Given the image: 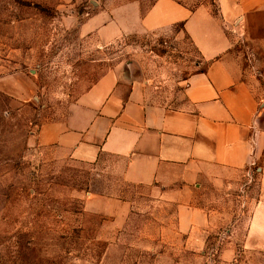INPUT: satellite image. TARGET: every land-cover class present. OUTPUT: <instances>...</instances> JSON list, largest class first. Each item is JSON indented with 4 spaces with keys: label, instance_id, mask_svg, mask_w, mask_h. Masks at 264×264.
Returning a JSON list of instances; mask_svg holds the SVG:
<instances>
[{
    "label": "rangeland",
    "instance_id": "obj_1",
    "mask_svg": "<svg viewBox=\"0 0 264 264\" xmlns=\"http://www.w3.org/2000/svg\"><path fill=\"white\" fill-rule=\"evenodd\" d=\"M156 1L0 0V264H264L260 163L203 187L199 206L226 223L199 241L113 158L83 164L37 142L109 71L150 102L185 104L205 64L182 26L111 42L82 30L100 13L131 23L125 10L142 18ZM175 1L217 13L216 0Z\"/></svg>",
    "mask_w": 264,
    "mask_h": 264
},
{
    "label": "crops",
    "instance_id": "obj_2",
    "mask_svg": "<svg viewBox=\"0 0 264 264\" xmlns=\"http://www.w3.org/2000/svg\"><path fill=\"white\" fill-rule=\"evenodd\" d=\"M216 6L217 13L157 0L142 18L127 8L131 23L94 16L82 30L106 42L180 25L205 67L188 77L178 109L150 102L141 87L106 72L65 119L44 124L37 135L40 146L79 163L113 158L128 184L176 207L181 231L199 241L226 223L216 209L199 206L206 184L260 163L264 207V0H216Z\"/></svg>",
    "mask_w": 264,
    "mask_h": 264
}]
</instances>
